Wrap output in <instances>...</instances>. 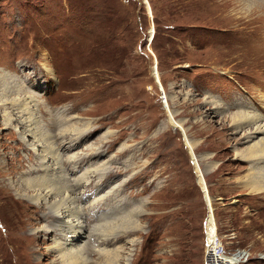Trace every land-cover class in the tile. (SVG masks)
Segmentation results:
<instances>
[{
    "label": "rangeland",
    "instance_id": "1",
    "mask_svg": "<svg viewBox=\"0 0 264 264\" xmlns=\"http://www.w3.org/2000/svg\"><path fill=\"white\" fill-rule=\"evenodd\" d=\"M146 1L151 15L143 0H0V88L35 100L60 170L79 177L91 250L131 248L128 264H203L205 223L215 222L225 251H250L238 264H264V190L245 184L263 161L236 154L248 143L230 116L264 118V0ZM17 131L0 127V264H59L46 246L67 242L63 219ZM134 208L140 229L124 233ZM111 209L117 235L103 240L97 217Z\"/></svg>",
    "mask_w": 264,
    "mask_h": 264
},
{
    "label": "bare ground",
    "instance_id": "2",
    "mask_svg": "<svg viewBox=\"0 0 264 264\" xmlns=\"http://www.w3.org/2000/svg\"><path fill=\"white\" fill-rule=\"evenodd\" d=\"M149 14L151 15V12H149ZM1 76L2 75H0V85H2V83H6L3 82V78H1ZM15 92L19 94L18 90ZM13 93L14 90L11 89L10 85H5V87L0 88V106H2L0 111L2 125L0 127L6 126L12 122V124H14L15 128L18 130V135L22 140H25V144L28 146V148L32 151L38 152V158H40L39 169L43 171L41 178H43L42 181H44L42 197H44V200L47 202H49L51 199V204H49V206L53 208L52 211L54 212V215L63 219L57 225L56 232L58 235H60V237L66 239L67 242L60 243V241L56 240V238H53V244L47 245L46 249H48V251L52 249L54 252H56V259L59 264H87L89 262L88 253L90 254V252L97 253L99 260L98 264H128V261H130L131 248H128V251L125 252L124 250L126 248L122 249L120 247L111 250L96 245V247L94 246L95 248L93 247L91 250L90 245L92 246L93 243H91L90 238H88L89 241H87V243L86 241H81L82 237H85V231L87 229L86 224L83 222V216L85 215L84 210H86L88 206L77 203L79 194H76V191L79 186L77 179L79 177L68 179V177H66V175L60 170V153L53 145L49 146L46 144L44 141V134L46 133H42L43 131L39 127L38 121L35 119V116H33V105H30L29 103H34L35 100L30 96H26V98L19 96L17 98H13L11 97V94ZM218 104H220V102L219 100H216L213 107L216 108ZM13 107H15L13 111H8V109H12ZM230 116L232 118L233 124H235L234 129L244 130L240 137V141L245 142V144L248 143L243 150L237 151L236 154L240 157H244L245 159L249 157L254 159L255 165L256 162L263 161V165L256 167L258 169L255 172H252V177H246L247 179L245 180V184L248 186L251 192H261L264 190V137H262L264 134V118L257 114L250 115L246 112L233 113ZM172 119H175L174 112L171 113L170 120ZM178 127L183 128L182 121L178 123ZM194 144L195 141L189 140V147L191 149H193ZM73 145L75 144H72V146ZM91 151L92 153L90 152V154H99L97 149H91ZM44 152H46V154H44ZM70 158L72 159L71 156L69 159ZM197 168L198 170L200 169L199 166ZM92 172L93 171H90L88 175H90ZM88 175L85 174V171L81 174V176H83V178L85 177V179L86 177L89 178ZM50 176H52L53 179H49ZM32 185L40 186L42 184L31 183L27 186ZM21 195L24 196L23 193ZM104 196L105 194L102 196H95L93 201L98 202L102 200ZM113 209H111L109 213H99L97 217V221L99 220L100 222L98 221L99 223H97L95 227H97L99 233L104 236L103 240H105V238L109 235H117V233H114L115 229L114 232L110 231L117 226L115 222L118 219V217L115 215V217L109 216L111 215ZM142 212L143 209L136 210L135 208L133 211H129V214L127 213L129 215L126 220L127 224L122 222L123 220L120 221L126 224L122 232L125 233L126 230L130 231L140 229V226L137 225L138 219L133 218H136V216L142 214ZM103 221L105 222L103 223ZM215 229V222L213 227L208 226L205 223L204 232L206 233V237L210 238L212 235H216ZM132 242L133 239L130 241V243ZM123 253H127V255L124 256ZM260 257H264V255H261ZM75 259L78 260L79 263H76ZM215 261L216 262L213 261L212 264H234L237 261V257L235 256L234 259L233 256L219 255V259H217V256H215Z\"/></svg>",
    "mask_w": 264,
    "mask_h": 264
},
{
    "label": "built area",
    "instance_id": "3",
    "mask_svg": "<svg viewBox=\"0 0 264 264\" xmlns=\"http://www.w3.org/2000/svg\"><path fill=\"white\" fill-rule=\"evenodd\" d=\"M219 255L233 256L234 259L236 256L237 261L234 264H238L239 262L244 261L250 257V251L246 250L243 247H235L230 251H225L217 235V232L216 235L214 234L210 238H207L205 233L203 245V264H212L213 261L216 262L215 256H217V259H219ZM260 256L261 255H258V257Z\"/></svg>",
    "mask_w": 264,
    "mask_h": 264
},
{
    "label": "water",
    "instance_id": "4",
    "mask_svg": "<svg viewBox=\"0 0 264 264\" xmlns=\"http://www.w3.org/2000/svg\"><path fill=\"white\" fill-rule=\"evenodd\" d=\"M144 1V3L147 5V8H148V12H150V9H149V5H148V3H147V1L146 0H143Z\"/></svg>",
    "mask_w": 264,
    "mask_h": 264
}]
</instances>
